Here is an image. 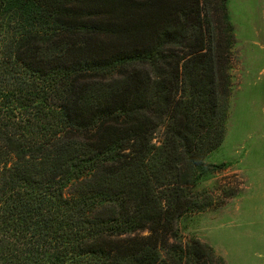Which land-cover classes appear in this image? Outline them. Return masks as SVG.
<instances>
[{
    "label": "trees",
    "instance_id": "trees-1",
    "mask_svg": "<svg viewBox=\"0 0 264 264\" xmlns=\"http://www.w3.org/2000/svg\"><path fill=\"white\" fill-rule=\"evenodd\" d=\"M233 40L227 0H0V264H225L175 225L228 167Z\"/></svg>",
    "mask_w": 264,
    "mask_h": 264
},
{
    "label": "rangeland",
    "instance_id": "rangeland-1",
    "mask_svg": "<svg viewBox=\"0 0 264 264\" xmlns=\"http://www.w3.org/2000/svg\"><path fill=\"white\" fill-rule=\"evenodd\" d=\"M227 12L232 91L223 142L207 162L228 167L195 188L209 207L182 215L175 227L183 243L197 239L225 264H264V0H227ZM162 132L154 135L157 145Z\"/></svg>",
    "mask_w": 264,
    "mask_h": 264
}]
</instances>
